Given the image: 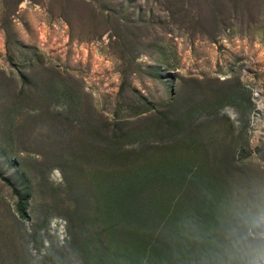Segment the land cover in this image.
<instances>
[{"label":"rangeland","instance_id":"obj_1","mask_svg":"<svg viewBox=\"0 0 264 264\" xmlns=\"http://www.w3.org/2000/svg\"><path fill=\"white\" fill-rule=\"evenodd\" d=\"M261 214L264 0H0V264H204Z\"/></svg>","mask_w":264,"mask_h":264},{"label":"clouds","instance_id":"obj_2","mask_svg":"<svg viewBox=\"0 0 264 264\" xmlns=\"http://www.w3.org/2000/svg\"><path fill=\"white\" fill-rule=\"evenodd\" d=\"M211 244L204 264H239L245 256L246 264H259L257 257H264V214L253 217L246 231L229 229Z\"/></svg>","mask_w":264,"mask_h":264}]
</instances>
